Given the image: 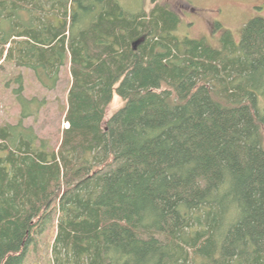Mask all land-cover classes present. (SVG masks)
I'll use <instances>...</instances> for the list:
<instances>
[{
	"label": "trees",
	"instance_id": "obj_1",
	"mask_svg": "<svg viewBox=\"0 0 264 264\" xmlns=\"http://www.w3.org/2000/svg\"><path fill=\"white\" fill-rule=\"evenodd\" d=\"M180 24L158 5L0 0V66L46 90L70 76L57 148L24 125L42 103L15 80L0 264H24L52 223V264H264V20L220 49L176 36ZM113 96L123 106L104 123Z\"/></svg>",
	"mask_w": 264,
	"mask_h": 264
},
{
	"label": "rangeland",
	"instance_id": "obj_2",
	"mask_svg": "<svg viewBox=\"0 0 264 264\" xmlns=\"http://www.w3.org/2000/svg\"><path fill=\"white\" fill-rule=\"evenodd\" d=\"M130 14L146 11L155 6H165L180 18L181 24L176 32L178 37L202 39L207 45L220 49L221 36L229 32L238 44L242 27L251 19L264 20V0H117ZM218 26V27H217ZM22 79V96L36 99L42 103L35 117L24 120V125L32 127L38 138L49 147L57 148L65 128L64 114L66 98L70 86L68 66L60 70L55 89L46 90L34 79L31 71L13 65L0 66V127L15 124L19 120L20 108L15 91ZM123 102L117 96L106 108L104 123L121 107ZM55 223L44 228L37 242L30 247L24 264H52L51 246L55 237Z\"/></svg>",
	"mask_w": 264,
	"mask_h": 264
},
{
	"label": "water",
	"instance_id": "obj_3",
	"mask_svg": "<svg viewBox=\"0 0 264 264\" xmlns=\"http://www.w3.org/2000/svg\"><path fill=\"white\" fill-rule=\"evenodd\" d=\"M143 41H144L143 39H139V40L133 42V43H132V50H133V51H136L137 47H138L141 43H143Z\"/></svg>",
	"mask_w": 264,
	"mask_h": 264
},
{
	"label": "built area",
	"instance_id": "obj_4",
	"mask_svg": "<svg viewBox=\"0 0 264 264\" xmlns=\"http://www.w3.org/2000/svg\"><path fill=\"white\" fill-rule=\"evenodd\" d=\"M67 127H68V125L66 124V125H65V128H67Z\"/></svg>",
	"mask_w": 264,
	"mask_h": 264
}]
</instances>
